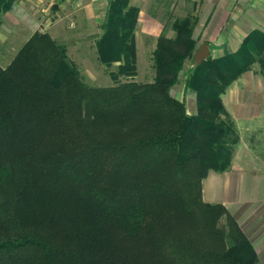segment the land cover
<instances>
[{"label":"trees","instance_id":"obj_1","mask_svg":"<svg viewBox=\"0 0 264 264\" xmlns=\"http://www.w3.org/2000/svg\"><path fill=\"white\" fill-rule=\"evenodd\" d=\"M112 0L99 60L115 84L86 83L67 47L37 30L0 65V264H256L258 254L204 178L230 168L239 142L226 89L264 50L254 30L201 64L195 17L158 37L156 77L136 71L139 8ZM13 0H0V11ZM195 113L172 95L185 61ZM225 220V221H224Z\"/></svg>","mask_w":264,"mask_h":264},{"label":"rangeland","instance_id":"obj_2","mask_svg":"<svg viewBox=\"0 0 264 264\" xmlns=\"http://www.w3.org/2000/svg\"><path fill=\"white\" fill-rule=\"evenodd\" d=\"M111 1L13 0L10 8L0 11V65L7 66L30 36L41 30L66 45L69 59L86 83L115 84L111 72L117 71L120 62L111 66L102 64L96 45L104 32ZM130 4L139 8L134 31L136 71L132 77L120 76L122 82L155 79L153 55L158 37L176 36L172 27L176 18H196L193 30L196 51L207 43L213 58L236 51L254 30L264 32V0H131ZM147 6L155 20L140 15L141 9L147 11ZM157 23L165 28L159 36L152 37L145 28ZM191 65L192 60L187 59L171 93L184 99L187 110L195 113L196 93L184 88V73ZM223 102L240 139L230 168L223 172L212 170L204 178L203 199L223 203L229 209L255 247L256 264H264V50L250 70L226 89ZM213 177H218V181L212 180Z\"/></svg>","mask_w":264,"mask_h":264},{"label":"crops","instance_id":"obj_3","mask_svg":"<svg viewBox=\"0 0 264 264\" xmlns=\"http://www.w3.org/2000/svg\"><path fill=\"white\" fill-rule=\"evenodd\" d=\"M227 1H232V0H227ZM144 14H145V16L148 17V19H151V20L154 19L153 14H152V12H150V9L148 8V6H147V11L144 9H141L140 15H144ZM163 28H165L164 25H162L161 23H157V26L152 27V28L149 27V25H148V27L145 28V31L147 32V34L151 35L152 37H157L162 33ZM217 179H218V177H213L212 180L218 181Z\"/></svg>","mask_w":264,"mask_h":264},{"label":"water","instance_id":"obj_4","mask_svg":"<svg viewBox=\"0 0 264 264\" xmlns=\"http://www.w3.org/2000/svg\"><path fill=\"white\" fill-rule=\"evenodd\" d=\"M210 49L207 43H203L196 51L194 61L197 64H201L205 59L210 56Z\"/></svg>","mask_w":264,"mask_h":264},{"label":"built area","instance_id":"obj_5","mask_svg":"<svg viewBox=\"0 0 264 264\" xmlns=\"http://www.w3.org/2000/svg\"><path fill=\"white\" fill-rule=\"evenodd\" d=\"M89 1L96 2V1H111V0H89Z\"/></svg>","mask_w":264,"mask_h":264}]
</instances>
